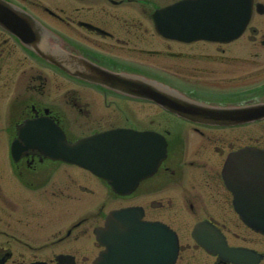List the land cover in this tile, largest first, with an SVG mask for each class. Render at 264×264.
I'll use <instances>...</instances> for the list:
<instances>
[{
	"label": "flooded vegetation",
	"instance_id": "1",
	"mask_svg": "<svg viewBox=\"0 0 264 264\" xmlns=\"http://www.w3.org/2000/svg\"><path fill=\"white\" fill-rule=\"evenodd\" d=\"M3 1L40 23L46 29L43 43L52 50L110 71L164 81L201 103L264 104V0H254L249 25L230 42L161 36L152 15L167 0ZM90 90L103 98V106L90 102ZM38 120L58 126L69 141L113 128L155 131L165 137L167 154L135 190L119 193L108 179L29 147L21 132L27 122ZM14 140L24 149H14ZM247 146L257 148L248 150L250 155L264 153V117L224 126L179 117L71 74L0 26V264H90L95 251L104 248L95 227L104 226L109 211L137 205L130 200L138 195H146L143 220L163 222L177 232L176 264H236L192 238L193 227L203 221L224 243L260 254L254 264H264V235L244 224L222 173L226 160ZM247 154L244 168L258 160ZM72 168L81 171L77 178L84 181ZM173 187L185 191L179 197L160 192ZM71 189L97 191L89 208L95 212L87 215L86 209L72 219L71 205L64 201ZM157 192L162 196H147Z\"/></svg>",
	"mask_w": 264,
	"mask_h": 264
},
{
	"label": "water",
	"instance_id": "2",
	"mask_svg": "<svg viewBox=\"0 0 264 264\" xmlns=\"http://www.w3.org/2000/svg\"><path fill=\"white\" fill-rule=\"evenodd\" d=\"M252 6L253 0H181L171 7L163 9L158 21L162 22V26L164 23L173 21L171 29L175 32L182 30L180 36L186 39L200 37L231 39L237 37L246 27L251 16ZM0 22L12 28L20 36H22V30L25 31V27H21L19 20L9 17L3 3H0ZM42 35L40 33L36 37V44L33 45L35 50L71 74L127 95L157 101L165 108L189 119L206 123L228 124L242 118H257L264 114V105L231 109L218 108L197 102L169 85L154 79L104 69L90 61L66 54L62 50L50 49L49 45L39 41ZM171 35L175 36L176 34ZM80 146L81 144L76 145L75 148L78 149ZM245 154V152L241 155L238 154L233 159L234 171L238 175V179H231L229 184L236 193L237 209L247 216L246 222L264 232V168L253 165L252 169L247 170L248 176H250L248 183L255 184L258 194L254 195V200L251 197L252 200L245 199V179L241 170ZM156 228H158L157 231L151 229V233L154 231V234H157L151 244H146L143 249H138L132 244L129 246L131 254L126 258L132 262L130 264H154L155 261H161L158 264L174 263L178 252L175 233L165 226ZM159 235L163 239L162 243L159 241ZM114 251L121 253L123 248L116 246L103 259L96 260L94 264H105L110 253L113 254Z\"/></svg>",
	"mask_w": 264,
	"mask_h": 264
},
{
	"label": "rangeland",
	"instance_id": "3",
	"mask_svg": "<svg viewBox=\"0 0 264 264\" xmlns=\"http://www.w3.org/2000/svg\"><path fill=\"white\" fill-rule=\"evenodd\" d=\"M168 1H170V0H168ZM86 95H87V98L90 100V102L92 100L94 101L96 107H99L100 108L101 106H103V98H101L96 93H93L92 90L88 91V93L86 92ZM189 169L191 170V168H189ZM72 170L71 171L73 172V175L76 176V179L79 182L80 181H84L82 177H79V179L77 178V176H80L79 173H77V172H81V171H78L75 168H72ZM73 183H75V182H73ZM71 188H74V186L72 185ZM187 188H188V186H187ZM71 191L73 192V194H71V196L68 197L64 201L65 202L67 201V203H70L69 205H71V217H72V219H74L79 214L84 213V211L86 209H87V211H89V208H91V207L94 206V204L91 203V202L97 200V191H96V193H88V192H85V190H81V189L80 190L78 189L77 192H76V190H73V189H71ZM184 191H185V189H183V188L173 187V188H168V189L163 190V191H160V192H165V195H168V196L179 197L177 194L178 193H181L182 194ZM160 192H157V193H147V196L148 197H154V196H157V195L162 196L161 195L162 193H160ZM145 197H146V195H138V196L135 197V199L130 200V202H135L137 204H142L144 201H142L141 199H143ZM61 200L63 201V199H61ZM96 205H97V203H96ZM107 206L109 208V207H111L113 205L107 204ZM174 206L175 205H173V208H172L174 210L173 211L171 210L170 212H168V215L169 216H170V214H172L175 211V209H176L175 207L176 206L175 207ZM69 208H70V206H69ZM91 211L92 212L89 211V213H87V215H90V213H94L95 212V208H92ZM191 214H192L191 209L189 208V206L186 205L185 216L190 217ZM90 220L95 223V217H91ZM91 221H89L88 223H91ZM91 229L92 228H90V230ZM185 241L192 242L190 239H188V240L186 239Z\"/></svg>",
	"mask_w": 264,
	"mask_h": 264
}]
</instances>
